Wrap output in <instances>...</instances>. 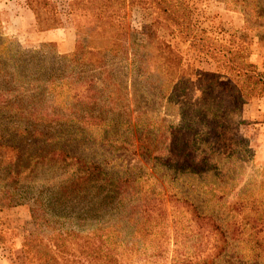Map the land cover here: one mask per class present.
Listing matches in <instances>:
<instances>
[{
    "label": "trees",
    "instance_id": "obj_1",
    "mask_svg": "<svg viewBox=\"0 0 264 264\" xmlns=\"http://www.w3.org/2000/svg\"><path fill=\"white\" fill-rule=\"evenodd\" d=\"M23 1L39 31L64 28L54 0ZM224 1L245 13L246 28L256 31L264 46V26L251 28L264 21V0ZM75 3L93 18L84 54L99 56L97 66L105 61L103 54L127 58L137 78L154 80L155 91L178 107L179 122L170 126L134 117L127 88L112 76L100 87L79 75L67 81L56 65L44 77L38 67L24 76L34 83L29 89L23 85L31 82L19 71L0 68V207L33 199L35 229L23 244L28 259L32 264H264L261 198L238 194L228 200L239 185L230 170L210 163L224 154L214 144L226 145L231 107L264 99V70L251 61L248 39L224 45L198 31L187 0ZM135 8L155 10L159 27L215 63L213 71L200 74L193 111L186 96L192 74L183 57L153 32L145 44L128 43ZM2 29L0 21V35ZM43 92L52 96L45 103ZM146 95L133 94L136 111ZM199 143L210 149L191 151ZM52 168L62 173L38 179L40 171ZM36 184L44 187L26 198ZM89 217L94 226L83 230L77 220ZM62 220L77 228L57 226Z\"/></svg>",
    "mask_w": 264,
    "mask_h": 264
},
{
    "label": "rangeland",
    "instance_id": "obj_2",
    "mask_svg": "<svg viewBox=\"0 0 264 264\" xmlns=\"http://www.w3.org/2000/svg\"><path fill=\"white\" fill-rule=\"evenodd\" d=\"M19 1L25 3L23 0ZM54 1L65 23L64 27L70 30L72 35L76 33V50L70 53H60L54 44L41 42L40 39L27 33L19 38L6 36L3 32V35H0V68L4 70L14 68L19 71V76H23V78L25 76L26 78L27 74H36L35 69L40 67L42 75L44 74V77H46L53 69L52 66L56 65L67 81L79 75L82 80L98 82L100 87L103 86L104 81L109 83L112 76L114 82H120L127 88V98L130 100L129 103L134 111V117L143 115L147 121L165 120L170 126L179 122L178 107L171 105L163 95H160L159 91H155L158 85L153 83L154 80L144 77L137 78V72L127 58H115L111 54H103L105 61L99 62V66L103 67L101 69L96 63L99 56L84 54L88 49V29L93 23V18L87 10L79 9L75 0ZM187 2L193 13L194 23L198 31L205 32L224 45H230L233 41L238 42L242 37L247 38L251 48V61L261 71L264 70V46H261L259 42L258 33L246 28L244 12L230 10L224 0H187ZM24 5L26 6V4ZM154 11L153 9H133L130 15L131 34L128 43L130 45L131 43L145 44L148 40L147 35L153 32L183 57L186 66H190H188L189 72L192 74L186 90V96L191 100L189 111L191 112L194 110L192 98L196 99L199 96L200 74L213 71L215 63L210 58L191 51L187 44L170 35L168 30L159 27L156 24L157 15ZM0 21L2 22L1 17ZM260 24L264 26V21H257L251 25V28H257ZM3 64H7V66H2ZM14 65L17 66L14 67ZM25 78L23 80L29 81L31 84L23 86L29 89L33 88L34 83L31 79ZM226 83V80L221 79L223 87H227L225 86ZM138 90L144 91L147 95L136 111L133 94ZM22 92L24 93V91ZM164 92L163 90L162 94ZM30 93L32 92L30 91ZM43 93L40 94L42 103L47 101L44 98H52V96ZM256 101L264 102V99H253L244 105L236 104L231 107L230 118L223 136L226 145L214 144V149L216 151L220 150L224 154L221 157L215 156L214 159L210 160V163L223 168L224 171L230 170L234 184L239 185L237 193H234L228 200L235 198L238 194H241L240 196L254 194L255 197L261 198L263 202L262 209L264 210V163L258 149L260 142L257 125L260 124V119L253 120L245 116L246 111H250L249 105L251 103L256 104ZM201 139L205 140L204 137ZM204 147L207 150L210 149L208 145L199 143L192 147L191 151H197V148L201 150ZM141 162L142 160H140ZM131 163L134 164L133 160ZM140 163L138 164L140 165ZM55 170L52 168L40 171L38 179H52L62 173ZM250 184L251 186L248 188ZM21 186L26 185L22 184ZM42 187H44L42 184L31 186L26 198L33 195V190L35 192L34 196H36L37 191ZM24 200L20 198L17 199L15 205L6 208L0 207V264H32L24 252L23 244L25 236L35 229L32 218L33 213L30 208L34 206H32L33 199ZM77 212L82 213V210L79 208ZM93 220L95 219L89 217L83 221L77 220V222H83L82 229L89 230L94 226ZM57 226L77 228L76 223H68L63 220ZM44 230L47 233L50 232L47 228H44ZM158 264H170V262L164 260Z\"/></svg>",
    "mask_w": 264,
    "mask_h": 264
},
{
    "label": "crops",
    "instance_id": "obj_3",
    "mask_svg": "<svg viewBox=\"0 0 264 264\" xmlns=\"http://www.w3.org/2000/svg\"><path fill=\"white\" fill-rule=\"evenodd\" d=\"M22 1H3L0 3L1 20L4 34L22 38L24 34L40 39L41 42L54 44L60 53H70L77 48L76 33L70 32L65 27L52 31L41 32L36 25L34 14L24 5ZM28 9V10H27ZM68 36V37H67ZM250 111L245 116L250 119H260L258 124L259 154L264 163V102L256 101L249 105Z\"/></svg>",
    "mask_w": 264,
    "mask_h": 264
}]
</instances>
